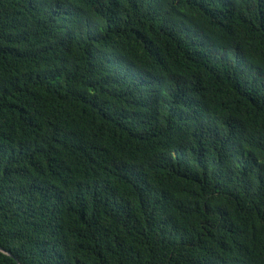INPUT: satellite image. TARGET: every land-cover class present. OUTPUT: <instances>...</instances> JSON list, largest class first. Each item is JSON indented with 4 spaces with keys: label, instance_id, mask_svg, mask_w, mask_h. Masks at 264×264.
Masks as SVG:
<instances>
[{
    "label": "trees",
    "instance_id": "obj_1",
    "mask_svg": "<svg viewBox=\"0 0 264 264\" xmlns=\"http://www.w3.org/2000/svg\"><path fill=\"white\" fill-rule=\"evenodd\" d=\"M0 264H264V0H0Z\"/></svg>",
    "mask_w": 264,
    "mask_h": 264
},
{
    "label": "water",
    "instance_id": "obj_2",
    "mask_svg": "<svg viewBox=\"0 0 264 264\" xmlns=\"http://www.w3.org/2000/svg\"><path fill=\"white\" fill-rule=\"evenodd\" d=\"M0 251L4 252V253H6V254L11 255V253H10L9 251L5 250V249L2 248V247H0ZM17 263H18V264H22V263H20V262H17Z\"/></svg>",
    "mask_w": 264,
    "mask_h": 264
}]
</instances>
